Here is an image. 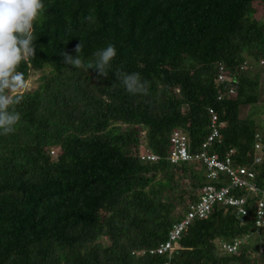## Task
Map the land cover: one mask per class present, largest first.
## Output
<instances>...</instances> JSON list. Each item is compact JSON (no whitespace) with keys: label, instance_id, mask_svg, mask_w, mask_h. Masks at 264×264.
Listing matches in <instances>:
<instances>
[{"label":"trees","instance_id":"1","mask_svg":"<svg viewBox=\"0 0 264 264\" xmlns=\"http://www.w3.org/2000/svg\"><path fill=\"white\" fill-rule=\"evenodd\" d=\"M42 2L36 55L19 66L28 80L39 73L38 84L20 93L16 131L0 135V264H264V232L252 234L253 219L243 223L221 203L192 220L171 257L150 252L205 184L226 182L222 173L208 178L201 161L172 163L174 130L200 149L216 114L221 138L211 151L230 153L264 185V125L254 116L264 0ZM89 14L94 24L84 20ZM81 42L85 62L116 47L107 77L64 64L62 53L76 56ZM117 70L138 72L148 93H128ZM144 151L158 158L144 159ZM236 194L253 200L245 188ZM244 235L238 252L220 250L221 240Z\"/></svg>","mask_w":264,"mask_h":264},{"label":"built area","instance_id":"2","mask_svg":"<svg viewBox=\"0 0 264 264\" xmlns=\"http://www.w3.org/2000/svg\"><path fill=\"white\" fill-rule=\"evenodd\" d=\"M261 64H264V58L261 59ZM219 74V81L225 83L230 78L228 71L223 69ZM234 89H230L233 93ZM221 123L218 122L216 114H213V129L207 138L202 142L200 149L190 150L188 137L179 129L173 131L170 141L171 148L168 155L172 163H180L187 161H201L205 164L207 176L210 179L216 180L220 178V174H224V182L221 185L213 183L205 184L199 192V197L196 201L189 203L185 216L173 224L169 231L168 237L161 242L159 246L151 249V253L168 254L172 256L175 243L181 238L183 232L187 230L193 219L207 217L213 207L217 203L226 206H232L237 209V215L241 222L245 223L248 219H253L254 231L252 234H261L264 232V185L255 183V171L247 166L235 165L233 163L231 154L228 153L224 157H220L217 152L211 151L216 139L221 138ZM257 151L261 144L256 143ZM142 158L148 160H156L158 156L148 151L142 153ZM261 154H257L255 162L260 161ZM223 177V176H222ZM223 179V178H222ZM238 188H245L252 194V201L246 196L236 194ZM252 206V213L250 211ZM258 235V236H259ZM248 235L236 236L232 241L221 240L220 250L223 253H236L241 248L242 244L246 242ZM261 249L264 251V237L260 239ZM162 264H171L170 259L164 261Z\"/></svg>","mask_w":264,"mask_h":264},{"label":"clouds","instance_id":"3","mask_svg":"<svg viewBox=\"0 0 264 264\" xmlns=\"http://www.w3.org/2000/svg\"><path fill=\"white\" fill-rule=\"evenodd\" d=\"M44 8L42 0H0V135L14 133L22 119L17 106L24 99L20 93L29 87V80L19 70V66L36 55L34 24ZM84 20L89 24L95 23L91 14ZM82 49L83 42L76 45V56L62 53L64 64L85 72L95 69L98 76L107 77L111 61L117 55L116 47L109 44L106 48L96 50L87 62L80 55ZM115 75L128 93H148L150 82L142 79L138 72L117 70ZM112 87H115V83Z\"/></svg>","mask_w":264,"mask_h":264},{"label":"rangeland","instance_id":"4","mask_svg":"<svg viewBox=\"0 0 264 264\" xmlns=\"http://www.w3.org/2000/svg\"><path fill=\"white\" fill-rule=\"evenodd\" d=\"M257 6L259 7V14H263L264 15V4L258 3ZM262 69V76L260 78V101H259V106H260V110H258L256 112V114L254 115L257 118V121L259 124L264 125V67L261 68ZM38 77H39V73L33 74L32 77L29 79V87L30 86H36L38 84ZM28 87V88H29ZM251 108H247L245 111V114H247L248 110L250 111ZM244 114V115H245ZM262 135V132H260ZM144 147V146H143ZM141 148L142 150H144V148ZM181 207L179 206V208L177 209V212L181 211L180 210Z\"/></svg>","mask_w":264,"mask_h":264}]
</instances>
